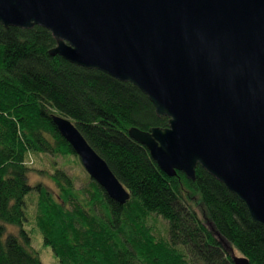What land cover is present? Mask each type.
Returning a JSON list of instances; mask_svg holds the SVG:
<instances>
[{
	"label": "trees",
	"instance_id": "trees-1",
	"mask_svg": "<svg viewBox=\"0 0 264 264\" xmlns=\"http://www.w3.org/2000/svg\"><path fill=\"white\" fill-rule=\"evenodd\" d=\"M55 45L41 26L0 24V264H43L23 229L32 198L43 245L60 264H233L234 250L264 264V230L234 194L199 165L194 180L167 176L128 136L130 127L164 128L168 118L130 82L51 56ZM53 114L68 118L106 162L129 192L124 204L91 178L89 188L75 189L61 170L50 175L55 195L30 184V155H75ZM150 214L167 223L166 239L153 235Z\"/></svg>",
	"mask_w": 264,
	"mask_h": 264
},
{
	"label": "water",
	"instance_id": "water-1",
	"mask_svg": "<svg viewBox=\"0 0 264 264\" xmlns=\"http://www.w3.org/2000/svg\"><path fill=\"white\" fill-rule=\"evenodd\" d=\"M0 24L41 26L51 56L136 86L168 125L128 136L167 176L194 180L199 165L264 230V0H0ZM51 118L88 176L124 204L129 192L76 126Z\"/></svg>",
	"mask_w": 264,
	"mask_h": 264
},
{
	"label": "rangeland",
	"instance_id": "rangeland-1",
	"mask_svg": "<svg viewBox=\"0 0 264 264\" xmlns=\"http://www.w3.org/2000/svg\"><path fill=\"white\" fill-rule=\"evenodd\" d=\"M28 166L32 167V171L28 175V180L31 183L40 182L46 186L54 195L57 193V188L52 182L50 175L54 170H61L69 176L73 182L75 189L89 188L87 184L90 177L82 167L77 155L62 154L42 156L30 155L26 160ZM87 186V187H86ZM33 193V192H32ZM32 195V194H31ZM25 215L26 221L23 224V229L28 231L31 238V246L38 253L43 264H60L58 259L52 253L50 247L43 245L42 235L36 228L34 221V199L25 200ZM197 209V208H196ZM198 211V209H197ZM147 225L152 229L153 235L157 239H166L167 223L160 216L150 214L147 218ZM15 227H8L9 231H14ZM16 231V230H15ZM232 253V252H231ZM235 255H239L234 250ZM201 264V263H197Z\"/></svg>",
	"mask_w": 264,
	"mask_h": 264
}]
</instances>
